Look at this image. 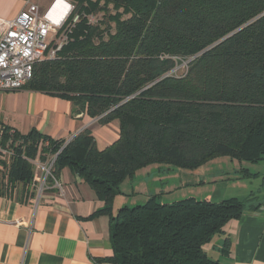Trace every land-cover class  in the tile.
I'll use <instances>...</instances> for the list:
<instances>
[{
  "label": "trees",
  "instance_id": "obj_1",
  "mask_svg": "<svg viewBox=\"0 0 264 264\" xmlns=\"http://www.w3.org/2000/svg\"><path fill=\"white\" fill-rule=\"evenodd\" d=\"M72 1L79 21L53 58L35 64L25 87L68 100L75 114L101 125L116 120L119 136L99 151L89 129L68 143L35 129L12 132L10 188L21 183L27 194L29 160L55 157L56 178L69 168L104 203L96 213L109 217L113 253L101 261L221 264L205 246L248 200L161 203L150 196L112 207L123 181L150 165L264 161V0ZM182 63L185 72L176 74ZM229 245L226 237L223 252Z\"/></svg>",
  "mask_w": 264,
  "mask_h": 264
},
{
  "label": "crops",
  "instance_id": "obj_2",
  "mask_svg": "<svg viewBox=\"0 0 264 264\" xmlns=\"http://www.w3.org/2000/svg\"><path fill=\"white\" fill-rule=\"evenodd\" d=\"M48 2L23 0L16 5L14 0H2L0 17L13 20L29 3L44 11ZM0 127L23 135L35 129L65 142L89 129L99 151L119 136L116 120L101 125L97 119L75 114L70 101L26 87L0 93ZM10 161L0 154V264H110L101 261L113 253L109 217L96 213L104 203L89 185L65 167L58 173L64 194L48 189L37 199L40 173L32 166L27 194L22 193L21 183L11 189ZM150 196L161 203L190 197L214 203L248 200L241 217L229 222L205 251L221 264H264V161L244 163L221 157L192 170L150 165L123 181L112 211L143 203ZM226 237L227 253L222 250Z\"/></svg>",
  "mask_w": 264,
  "mask_h": 264
},
{
  "label": "built area",
  "instance_id": "obj_3",
  "mask_svg": "<svg viewBox=\"0 0 264 264\" xmlns=\"http://www.w3.org/2000/svg\"><path fill=\"white\" fill-rule=\"evenodd\" d=\"M74 10L72 0H52L44 11L31 4L13 20L0 19V93L24 88L32 79L35 64L55 56L79 21L80 16ZM93 19V16L88 17L90 23ZM11 134L12 131H8L4 139V129L0 127V154L6 160L14 156ZM54 160L55 157L45 162L37 158L29 160L40 173L37 199L48 189L64 194V185L53 175ZM33 187L35 185L32 184Z\"/></svg>",
  "mask_w": 264,
  "mask_h": 264
},
{
  "label": "rangeland",
  "instance_id": "obj_4",
  "mask_svg": "<svg viewBox=\"0 0 264 264\" xmlns=\"http://www.w3.org/2000/svg\"><path fill=\"white\" fill-rule=\"evenodd\" d=\"M20 1H23V0H14V2H15V4L16 5H19L20 4ZM46 1H49V0H46ZM51 1L52 0H50V2H48V4L46 5V7H44L43 8V10H46L47 9V7L50 5V3H51ZM29 2V1H28ZM2 0H0V12L3 10V6H2ZM31 4H33V5H37L36 3H29V4H27V5H31ZM39 7V6H38ZM5 8V7H4ZM41 8V7H40ZM100 17H101V13H99V14H97V15H94L93 16V23H95L98 19H100ZM0 19H2V17H0ZM185 70H186V63H182L180 66H178L177 68H176V74H183L184 72H185ZM229 159V158H228Z\"/></svg>",
  "mask_w": 264,
  "mask_h": 264
},
{
  "label": "water",
  "instance_id": "obj_5",
  "mask_svg": "<svg viewBox=\"0 0 264 264\" xmlns=\"http://www.w3.org/2000/svg\"><path fill=\"white\" fill-rule=\"evenodd\" d=\"M227 37H229V36H227ZM227 37H225L224 39H226Z\"/></svg>",
  "mask_w": 264,
  "mask_h": 264
}]
</instances>
